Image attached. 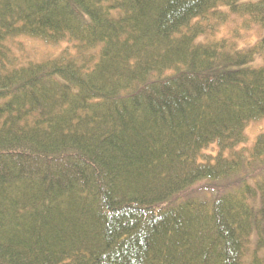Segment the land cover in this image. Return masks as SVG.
<instances>
[{
    "label": "trees",
    "instance_id": "1",
    "mask_svg": "<svg viewBox=\"0 0 264 264\" xmlns=\"http://www.w3.org/2000/svg\"><path fill=\"white\" fill-rule=\"evenodd\" d=\"M262 120L264 0H0V264H264Z\"/></svg>",
    "mask_w": 264,
    "mask_h": 264
},
{
    "label": "rangeland",
    "instance_id": "2",
    "mask_svg": "<svg viewBox=\"0 0 264 264\" xmlns=\"http://www.w3.org/2000/svg\"><path fill=\"white\" fill-rule=\"evenodd\" d=\"M242 23L240 19L233 20L230 24L231 26H227L222 29L221 35L227 36L231 35L235 30H238V26ZM241 35H243L242 40H240L241 46H249L253 45L258 39L262 37V31L254 27L249 32L241 31ZM12 47L16 53V55L22 60L26 61H41L48 57L58 56L65 49L70 47V44L63 43L58 46H52L44 44L40 41L33 39H21L18 43H13ZM264 132V120L251 123L246 128V136L247 142L242 148H251L255 143L257 137ZM241 148V147H240ZM218 152V148L212 147L206 153H213L216 155Z\"/></svg>",
    "mask_w": 264,
    "mask_h": 264
}]
</instances>
